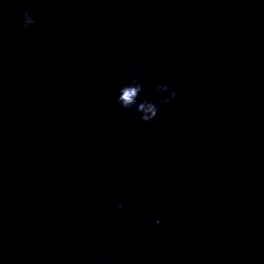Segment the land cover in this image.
<instances>
[{
  "label": "water",
  "instance_id": "1",
  "mask_svg": "<svg viewBox=\"0 0 264 264\" xmlns=\"http://www.w3.org/2000/svg\"><path fill=\"white\" fill-rule=\"evenodd\" d=\"M4 202L0 264H264V0H0Z\"/></svg>",
  "mask_w": 264,
  "mask_h": 264
},
{
  "label": "clouds",
  "instance_id": "2",
  "mask_svg": "<svg viewBox=\"0 0 264 264\" xmlns=\"http://www.w3.org/2000/svg\"><path fill=\"white\" fill-rule=\"evenodd\" d=\"M37 23L36 19L32 17L29 12L25 11L24 20L21 22V26L25 29L29 28L32 25ZM97 26L99 25V21L97 20ZM151 70L150 65H145L144 63H140L138 65L133 66V75L128 83L122 86L117 93L116 103L122 110H131L135 107V111L140 113V119L148 124L155 120L162 110L170 105L179 95L178 87L176 89H172L171 86L167 83L158 84L156 86L157 93H169L170 96H165L162 99L150 100L147 98H142L141 93L144 91V84L140 79V72L147 73ZM51 146V144L49 145ZM211 171V170H209ZM150 201L153 207L157 206L160 203V200L156 196L150 197ZM4 211L7 212L9 205L7 202H4L3 205ZM116 210L118 212H122L125 208V204L123 202L116 204ZM163 220L159 217L155 218L152 223V231H156L158 228L162 227ZM110 259H116L114 255H110Z\"/></svg>",
  "mask_w": 264,
  "mask_h": 264
}]
</instances>
